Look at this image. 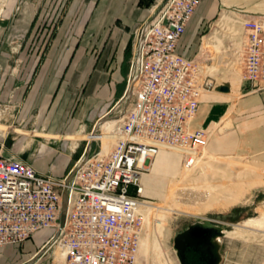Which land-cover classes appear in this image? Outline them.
Here are the masks:
<instances>
[{"label": "built area", "instance_id": "built-area-1", "mask_svg": "<svg viewBox=\"0 0 264 264\" xmlns=\"http://www.w3.org/2000/svg\"><path fill=\"white\" fill-rule=\"evenodd\" d=\"M201 0H156L133 31L122 95L101 117H115L109 151L87 146L63 176L42 172L0 150V245L52 231L38 250L59 248L51 264H135L140 245L141 173L160 149H203L207 133L191 128L204 89L214 87L196 57L178 44ZM241 78L264 87V15L238 20ZM96 130V124L89 133ZM67 204L60 222L63 194ZM37 250V251H38ZM39 254V255H40Z\"/></svg>", "mask_w": 264, "mask_h": 264}, {"label": "rangeland", "instance_id": "rangeland-1", "mask_svg": "<svg viewBox=\"0 0 264 264\" xmlns=\"http://www.w3.org/2000/svg\"><path fill=\"white\" fill-rule=\"evenodd\" d=\"M68 1L41 0L35 5L34 21L27 33H12L8 42L0 36V150L27 161L28 158L40 159L44 153L41 151L54 149L61 138L48 131L50 123L66 124L75 111V108L53 106L43 109L32 105L27 108L25 99L19 94V90L32 85L41 69L58 68V63L48 61V49ZM155 3L156 0L152 5ZM6 4L7 0H0V18ZM17 6L13 11L19 9ZM224 15L229 20L223 21ZM237 20L238 15L232 12L216 14L194 41L196 49L193 56L214 84L229 81L233 87L241 78L243 34ZM215 33L217 37L210 40L212 47L207 48L204 45L206 39ZM104 119L116 120L115 117H104L92 133L88 130L72 138L83 137L84 141L86 138H98L89 142L87 152L98 150L100 145L103 152L109 151L114 136L103 134L101 124ZM196 151L197 161L190 166L178 151H166L178 156H169V161L174 163L173 168L160 173V181H152L149 183L151 186L148 184L144 188L143 198L148 203H145L147 206H139L142 222L135 264H180L173 243L174 235L201 217L228 223L220 236V264H264V228H238L246 219L259 216L258 208L264 209V163L251 158L210 155L205 147ZM173 187L175 190L171 193ZM233 196L238 201L228 202ZM187 208L191 211H181ZM225 230H234L235 234L227 235ZM56 252L53 248L44 251L34 264H51L52 257L58 256Z\"/></svg>", "mask_w": 264, "mask_h": 264}, {"label": "crops", "instance_id": "crops-1", "mask_svg": "<svg viewBox=\"0 0 264 264\" xmlns=\"http://www.w3.org/2000/svg\"><path fill=\"white\" fill-rule=\"evenodd\" d=\"M40 1L19 0L17 3L18 0H7L0 18V36L4 42H8L12 33L30 30L35 5ZM146 3L147 0L68 1L48 49V61L58 63V68L41 69L32 85L19 90L27 108L32 105L43 109L52 106L75 108L73 117L66 124L50 123L48 131L61 140L51 152L41 151L44 153L40 159L28 158L36 169L52 172L55 176L65 175L87 146L85 138L72 136L99 124L104 118L101 116L122 95L133 31L149 14L150 6ZM16 4L19 9L13 11ZM223 11L232 12L239 18L264 15V0H201L186 25L178 51L191 58L196 49L197 34L209 25L214 15ZM218 84L202 91L191 128H201L207 133L205 151L210 155L251 158L264 163V87H256L242 78L237 86L230 84L229 91L217 90ZM63 140H67L66 143ZM158 153L150 168L141 173L142 197L150 182L157 183L159 174L174 166L170 161L172 166L168 162L163 168L161 164L158 166L160 155L178 157L166 151ZM179 154L184 160L183 154ZM51 232L49 228H42L19 243L0 245V264H25Z\"/></svg>", "mask_w": 264, "mask_h": 264}, {"label": "water", "instance_id": "water-1", "mask_svg": "<svg viewBox=\"0 0 264 264\" xmlns=\"http://www.w3.org/2000/svg\"><path fill=\"white\" fill-rule=\"evenodd\" d=\"M216 89L219 91H229L230 83L228 81L221 82L216 86ZM66 204H67V198H66V193L64 192L61 218H60L61 224H63L64 221ZM226 225H228V223L216 218L201 217L200 219L195 220L192 223H189L184 230L179 231L174 235L173 238L174 246L176 247V249H178L182 243L185 242L192 243L194 239H197L201 236L205 237L209 235L212 231L215 234L222 233ZM40 253L41 250L36 251L32 255V257L29 260H27L25 264H31L38 257Z\"/></svg>", "mask_w": 264, "mask_h": 264}, {"label": "flooded vegetation", "instance_id": "flooded-vegetation-1", "mask_svg": "<svg viewBox=\"0 0 264 264\" xmlns=\"http://www.w3.org/2000/svg\"><path fill=\"white\" fill-rule=\"evenodd\" d=\"M188 224L179 231L184 230ZM223 232L215 234L212 231L205 237L201 236L197 239H194L192 243H182L177 249L180 264H220V236L223 235Z\"/></svg>", "mask_w": 264, "mask_h": 264}, {"label": "bare ground", "instance_id": "bare-ground-1", "mask_svg": "<svg viewBox=\"0 0 264 264\" xmlns=\"http://www.w3.org/2000/svg\"><path fill=\"white\" fill-rule=\"evenodd\" d=\"M222 19H223V21L224 20H229V17L228 16H223L222 17ZM217 37V33H215V35H213L212 37H210V39H206V42H205V44L204 45H206V47L207 48H209V47H212V42L210 41L212 38L213 39H215ZM214 46V45H213ZM112 119V118H111ZM117 120L118 119H116V120H105L104 119V121H106L105 123H104V121H103V123L101 124V128L103 129V134L105 135V133L109 136L110 134H112V132H113V129H114V127H115V125H116V122H117ZM161 151H177V150H174V149H168V148H163ZM160 151V152H161ZM196 152L197 151H194V150H189V151H187V154H186V160H185V162H187V164H188V166H190L191 164L193 165L194 163H196L195 161H197V157H198V154H196ZM178 153H181L180 151H178ZM159 154V153H158ZM165 162L167 163H169V157H167V155H165V154H162V155H160V161H159V164H158V166L161 164L162 165V168L165 166ZM169 166H172V164L171 163H169ZM171 190V193L173 192V190H175V188L173 187V188H171L170 189ZM174 193V192H173ZM228 202H236V201H238V199L235 197V196H233V197H231V198H229L228 200H227ZM145 203H148V202H145V201H142V205L144 206H147V204H145ZM140 204V205H141ZM141 207V206H140ZM139 207V208H140ZM149 208V207H148ZM169 209V208H168ZM181 211H187V212H190L191 210L190 209H182ZM195 211V210H194ZM257 211L260 213V215L259 216H257V217H252V218H249V219H246L245 221H243L240 225H239V227L238 228H240V227H261V228H264V209H262V208H258L257 209ZM142 216V215H141ZM237 227V226H236ZM257 229V228H256ZM226 231V230H225ZM240 231V230H239ZM226 234L227 235H233V234H235V231L234 230H228V231H226ZM56 250H57V252L56 253H58L57 255H58V257L59 256H61L60 254H61V251L62 250H60L59 248H56Z\"/></svg>", "mask_w": 264, "mask_h": 264}, {"label": "trees", "instance_id": "trees-1", "mask_svg": "<svg viewBox=\"0 0 264 264\" xmlns=\"http://www.w3.org/2000/svg\"><path fill=\"white\" fill-rule=\"evenodd\" d=\"M154 2V0H147V6H150L152 3Z\"/></svg>", "mask_w": 264, "mask_h": 264}]
</instances>
